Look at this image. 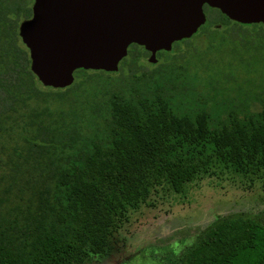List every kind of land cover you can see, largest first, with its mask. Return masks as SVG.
<instances>
[{
    "label": "trees",
    "instance_id": "trees-1",
    "mask_svg": "<svg viewBox=\"0 0 264 264\" xmlns=\"http://www.w3.org/2000/svg\"><path fill=\"white\" fill-rule=\"evenodd\" d=\"M31 3L0 0V264L103 256L133 212L202 181L264 189V71L245 82L206 54L226 40L233 54H257L261 23L204 4L202 56L193 35L154 63L132 43L117 71L79 68L53 88L31 72L18 35ZM181 264H264V222L217 217Z\"/></svg>",
    "mask_w": 264,
    "mask_h": 264
},
{
    "label": "water",
    "instance_id": "water-1",
    "mask_svg": "<svg viewBox=\"0 0 264 264\" xmlns=\"http://www.w3.org/2000/svg\"><path fill=\"white\" fill-rule=\"evenodd\" d=\"M204 4L235 22L264 26V0H33L18 35L37 80L63 88L79 68L117 71L132 43L156 62L158 50L169 51L206 21Z\"/></svg>",
    "mask_w": 264,
    "mask_h": 264
},
{
    "label": "rangeland",
    "instance_id": "rangeland-1",
    "mask_svg": "<svg viewBox=\"0 0 264 264\" xmlns=\"http://www.w3.org/2000/svg\"><path fill=\"white\" fill-rule=\"evenodd\" d=\"M203 12L206 17L207 9ZM202 26L191 35L193 43L202 49L199 56L207 44L206 36L197 33L206 25ZM231 41L226 40L222 49L212 48L206 54L221 59V64L226 67L230 66L232 74L239 80L245 81L248 76L258 80L261 76L257 74L264 71V48L257 54L248 49L233 54ZM258 43L264 45V39L259 38ZM147 58H144L145 62H148ZM236 213L253 215L264 222V189L259 185L246 189L228 181L218 184L202 181L190 187L184 198L158 201L154 206L133 212L129 222L110 243L107 253L92 256L82 264H181L184 251L203 229L219 216Z\"/></svg>",
    "mask_w": 264,
    "mask_h": 264
},
{
    "label": "flooded vegetation",
    "instance_id": "flooded-vegetation-1",
    "mask_svg": "<svg viewBox=\"0 0 264 264\" xmlns=\"http://www.w3.org/2000/svg\"><path fill=\"white\" fill-rule=\"evenodd\" d=\"M32 2H33V0H32ZM31 5H32V3H31ZM31 13H32V12H31ZM161 50H162V49H161ZM158 51H159V50H158ZM158 51H157V52H158ZM157 52H156V53H157ZM148 56H149V55H148Z\"/></svg>",
    "mask_w": 264,
    "mask_h": 264
}]
</instances>
